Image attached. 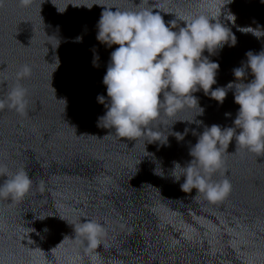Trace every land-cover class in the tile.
<instances>
[{
    "label": "water",
    "instance_id": "obj_1",
    "mask_svg": "<svg viewBox=\"0 0 264 264\" xmlns=\"http://www.w3.org/2000/svg\"><path fill=\"white\" fill-rule=\"evenodd\" d=\"M4 0L0 6V100L13 87L26 89L23 114L7 106L0 110V165L9 173L25 170L29 193L19 201L0 199V264H90V256L74 228L95 220L105 229L94 252L97 264H264V156L236 150L233 140L224 153V167L212 177L229 179L232 191L211 204L196 190L186 194L169 176L173 161L189 160V147L204 125L230 127L239 105L228 91L222 105L202 90L194 93L199 107L185 106L173 119L161 117L151 131L168 136L169 146L150 143L148 134L122 140L112 130L97 127L106 109L97 102L107 96L103 77L110 53L96 39L103 5L121 11L159 10L168 25L176 16L198 15L224 0ZM114 10V9H113ZM225 10L235 16L219 22L236 37L211 61L219 63L216 87L234 81L233 69L246 62V53L264 49L241 28L264 31L260 0H233ZM184 22L177 19L179 30ZM247 31V29H243ZM82 37V42H74ZM94 53L98 67H93ZM28 65L29 76L17 79ZM251 79V76H249ZM225 113H231L225 116ZM177 140L174 132L183 134ZM193 132L196 135H193ZM157 167L164 178L153 174ZM7 177H0V184ZM62 218V219H61ZM64 219V220H63ZM47 229V231H45ZM65 238V239H64ZM64 239V241H63ZM63 241V243H61ZM61 243V244H60Z\"/></svg>",
    "mask_w": 264,
    "mask_h": 264
},
{
    "label": "clouds",
    "instance_id": "obj_2",
    "mask_svg": "<svg viewBox=\"0 0 264 264\" xmlns=\"http://www.w3.org/2000/svg\"><path fill=\"white\" fill-rule=\"evenodd\" d=\"M233 0H224L213 9L198 15L176 16L166 25L161 11L144 9L141 11H121L106 5L97 22L96 39L107 48L118 45L110 53L107 71L103 77L107 96L98 95L97 102L104 105L106 111L98 117L97 127L112 130L122 140H136L145 134L151 137L150 143L159 142L168 145V136L151 131V126L162 116L172 121L171 128L177 122L203 124L200 120L183 121L173 119L185 108L199 107L194 93L203 91L220 105L223 104L228 91L234 95V103L239 105L236 118L230 127L218 124L204 125L197 141L189 147L191 160L183 166L173 161L169 176L174 183H180V190L190 194L196 190L198 196L211 204L224 201L232 191L229 179L214 181L213 175L224 167V153L234 140L236 150H246L257 156H264V49L259 53L248 51L247 60L241 67L233 69L234 81L226 86L216 87L219 63L211 61L204 53L213 55L225 44L235 46L236 37L219 18L231 16L228 21L235 22V16L225 10ZM4 0H0L3 6ZM27 7L31 0H20ZM58 13L63 14L69 5L87 7L94 5L68 3L63 9L51 0ZM209 5L217 0H208ZM264 4V0H260ZM114 9V10H113ZM177 19L184 22L178 31L174 29ZM247 29V31H243ZM251 33L258 39L264 37L260 28L246 27L239 29ZM74 42H82L76 37ZM98 56L94 53L93 67H98ZM28 65L17 73V79L29 76ZM251 76V79H249ZM26 89L13 87L7 100H0V110L6 106L23 114L26 109ZM204 109L199 107L197 115L202 116ZM231 113H225L230 116ZM183 134L174 132L177 140H183ZM193 135H196L193 132ZM154 175L164 178V172L157 167ZM0 177H7L0 184V199L22 200L31 190L32 180L29 174L20 169L12 174L6 166L0 165ZM62 219V218H61ZM64 220V219H63ZM47 231V229H45ZM77 237L84 244V251L90 256V264H97L94 250L101 243L105 233L103 225L95 220H85L74 228ZM65 239V238H64ZM63 239V241H64ZM63 241L61 243H63ZM60 243V244H61Z\"/></svg>",
    "mask_w": 264,
    "mask_h": 264
}]
</instances>
